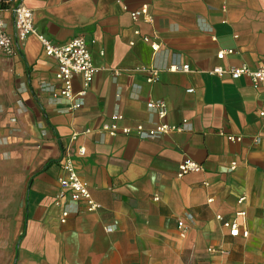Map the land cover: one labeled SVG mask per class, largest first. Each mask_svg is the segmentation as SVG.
<instances>
[{
  "label": "crops",
  "instance_id": "0c3cea01",
  "mask_svg": "<svg viewBox=\"0 0 264 264\" xmlns=\"http://www.w3.org/2000/svg\"><path fill=\"white\" fill-rule=\"evenodd\" d=\"M14 1L53 45L82 37L94 76L82 107L70 110L56 62L36 36L13 57L0 53V220L10 228L0 232L14 233L8 264H264V87L208 73L264 64V0ZM142 5L150 23L129 17ZM2 19L13 37L11 13L4 9ZM225 50L234 53L216 59ZM148 68L159 71L153 84ZM81 89L75 77L73 93ZM152 101L164 102L165 123L185 120L183 130L153 140L99 130L113 117L117 128L153 126ZM72 135L71 151L85 150L73 164L98 206L92 213L80 202L54 204ZM184 159L203 170L177 178ZM217 216L248 236L229 237Z\"/></svg>",
  "mask_w": 264,
  "mask_h": 264
},
{
  "label": "built area",
  "instance_id": "2783aa9c",
  "mask_svg": "<svg viewBox=\"0 0 264 264\" xmlns=\"http://www.w3.org/2000/svg\"><path fill=\"white\" fill-rule=\"evenodd\" d=\"M9 11L12 15V24L14 30V36H9L4 31V22L2 19V12ZM129 17L132 21L137 22L141 20L144 23L151 22V16L146 5H142L138 10L131 12ZM138 34V32H134ZM29 36H36L41 44L44 54L52 58L56 62L57 70L55 73V79L60 83L59 96L66 99L69 102L70 110H78L83 105V98L86 94L89 85L92 82L94 76V67L92 64L91 54L88 50V45L82 37H76L70 42L64 45H53L42 36L37 35L33 22V13L28 8L17 4L14 0H0V53L5 57L10 58L17 54L18 46L22 44ZM148 43L153 53H156L159 49L158 44L151 42L148 39H143ZM234 51L225 50L216 54V59L222 60L224 57L232 55ZM188 66L181 68L182 72L188 71ZM169 71H174L170 68ZM147 74V84H153L158 81L159 71L154 68H148L145 70ZM210 75L223 78L228 77L232 81L239 80L240 78L248 79L252 86L256 89L264 87V64L251 69L246 65H242L238 68H221L216 67L208 72ZM75 77H79L82 83V89L78 93H73L72 81ZM188 93L192 90H188ZM149 108H152L157 115L158 122L153 124L149 128H145L143 124H136L132 128L124 127L117 128L115 121L117 117L112 118V123L103 124L99 129L102 132H106L109 136H115L118 133L124 136L134 135L139 139L153 140L159 136H165L173 133H179L183 130V126L186 121H182L180 124H168L164 122L167 115V110L164 102L152 101L148 103ZM259 117L262 120L264 127V113H260ZM76 139L75 135H72L69 140V145L63 150L60 159V167L62 176L58 179L59 192L54 204L56 206L62 205L64 202L83 203L85 210L88 213L95 212L98 208L97 204L93 201L87 184L79 178L74 168V158H82L85 156L84 148H78L75 153L70 149V144ZM228 142H240V137L226 136ZM234 164H232V168ZM203 170L202 166L189 160L184 159L178 164L177 178H182L189 174H197ZM243 199H240V202ZM240 217H244V213L237 214ZM68 218V212L63 210L61 212L60 223L64 224ZM216 219L221 223L222 227L227 230L228 236L231 238L248 236V231L241 228L236 221H223L220 216ZM177 229L180 236L184 237L186 234V228L182 220L177 221ZM214 252V250H209Z\"/></svg>",
  "mask_w": 264,
  "mask_h": 264
},
{
  "label": "rangeland",
  "instance_id": "374dc122",
  "mask_svg": "<svg viewBox=\"0 0 264 264\" xmlns=\"http://www.w3.org/2000/svg\"><path fill=\"white\" fill-rule=\"evenodd\" d=\"M12 219V218H11ZM11 223V222H10ZM7 227L9 228V222L7 220V218H5L4 221L0 220V228H4ZM3 231L1 230V237H0V262L6 263L8 264V262L10 261V254H11V250H12V246H13V238L14 237V233L13 231H9L8 233H2Z\"/></svg>",
  "mask_w": 264,
  "mask_h": 264
}]
</instances>
